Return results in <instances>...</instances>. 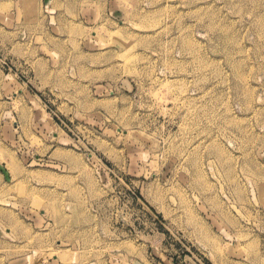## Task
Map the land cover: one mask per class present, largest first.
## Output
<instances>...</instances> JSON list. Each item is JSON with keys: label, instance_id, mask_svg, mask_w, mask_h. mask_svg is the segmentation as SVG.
I'll return each instance as SVG.
<instances>
[{"label": "rangeland", "instance_id": "rangeland-1", "mask_svg": "<svg viewBox=\"0 0 264 264\" xmlns=\"http://www.w3.org/2000/svg\"><path fill=\"white\" fill-rule=\"evenodd\" d=\"M0 264H264V0H0Z\"/></svg>", "mask_w": 264, "mask_h": 264}]
</instances>
